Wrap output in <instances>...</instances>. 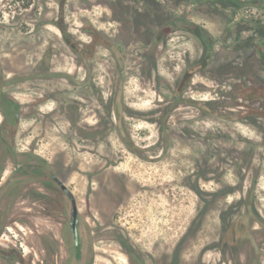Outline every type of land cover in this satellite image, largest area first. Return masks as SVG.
<instances>
[{
	"label": "rangeland",
	"instance_id": "374dc122",
	"mask_svg": "<svg viewBox=\"0 0 264 264\" xmlns=\"http://www.w3.org/2000/svg\"><path fill=\"white\" fill-rule=\"evenodd\" d=\"M6 146L0 264H264V0H0Z\"/></svg>",
	"mask_w": 264,
	"mask_h": 264
},
{
	"label": "trees",
	"instance_id": "16d2710c",
	"mask_svg": "<svg viewBox=\"0 0 264 264\" xmlns=\"http://www.w3.org/2000/svg\"><path fill=\"white\" fill-rule=\"evenodd\" d=\"M5 107H7L5 108V113L9 115L15 110V113H17L18 109L20 108V104L18 102H7V105H5ZM16 155L18 158V160L16 158V160L18 161V166L14 174L6 182L0 185V198H2L3 201L7 200L10 196H14V198L16 199L17 197H24L26 194H28V192H26V184L23 182L24 177H27L29 174H35V168L39 164L46 163L45 159L42 156L32 152H17ZM7 158L8 154H6V150L3 149L0 152V178L2 177L3 171L5 169ZM23 169L26 170L23 171ZM48 176L50 177V173H48ZM6 225L9 226L10 224L8 223L5 224V226ZM0 255H2V253H0ZM21 258L22 251L19 250V252H17V254L15 255V259L18 261Z\"/></svg>",
	"mask_w": 264,
	"mask_h": 264
},
{
	"label": "water",
	"instance_id": "95a60500",
	"mask_svg": "<svg viewBox=\"0 0 264 264\" xmlns=\"http://www.w3.org/2000/svg\"><path fill=\"white\" fill-rule=\"evenodd\" d=\"M55 179L60 184L62 189L72 199V206H73V210H72V216H73V219H72V230H73L75 238L77 239L78 207H77L76 198H75L74 194L72 193V191L68 188V186L62 180H60L58 177H55Z\"/></svg>",
	"mask_w": 264,
	"mask_h": 264
},
{
	"label": "flooded vegetation",
	"instance_id": "af4514ba",
	"mask_svg": "<svg viewBox=\"0 0 264 264\" xmlns=\"http://www.w3.org/2000/svg\"><path fill=\"white\" fill-rule=\"evenodd\" d=\"M6 99V98H5ZM4 99V100H5ZM2 109L4 110V112L3 111H1V113H4V115H6V113H5V103L4 102H2ZM17 113H18V111H17ZM5 124V123H4ZM6 154H8V157H10L11 155L15 158V161H16V167L18 166V158H17V155H16V153L18 152V151H16L15 152V148H14V146H6ZM18 153H20V152H18ZM16 158H17V160H16ZM8 159V158H7ZM6 167V166H5ZM5 170V169H4ZM4 172V171H3ZM55 177H58V176H56L54 173H52V178L54 179V181H55V183H57V185L61 188V192L62 193H65V194H67L63 189H62V187L60 186V184L57 182V180L55 179ZM59 178V177H58ZM60 179V178H59ZM61 180V179H60ZM68 195V194H67ZM71 201H72V199H71ZM72 210H73V206H72ZM71 216H72V213H71ZM72 219H73V216L71 217V229H72ZM72 232H73V230H72ZM73 236H74V233H73ZM74 240H75V243H76V245H78L79 246V237H78V220H77V239L75 238V236H74Z\"/></svg>",
	"mask_w": 264,
	"mask_h": 264
}]
</instances>
